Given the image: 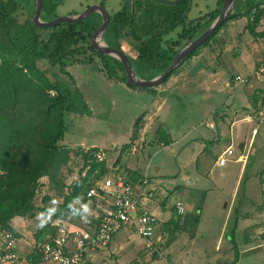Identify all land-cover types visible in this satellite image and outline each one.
Wrapping results in <instances>:
<instances>
[{"label":"rangeland","instance_id":"1","mask_svg":"<svg viewBox=\"0 0 264 264\" xmlns=\"http://www.w3.org/2000/svg\"><path fill=\"white\" fill-rule=\"evenodd\" d=\"M17 2L19 6L16 14L23 22L32 14L34 1L17 0ZM103 2L111 15L120 9L123 0H104ZM159 3L170 2L159 0ZM192 3V0H189L185 11L187 20L202 16L217 6V0L199 2V7H194ZM91 4H94V0H62L56 9L44 17L52 20L72 13L79 14ZM156 13L151 11L147 15L142 11L140 15L148 16L149 21L157 23L159 17ZM246 22L245 17L228 21L208 45L201 47L191 58L185 59L166 82L162 81L161 84L152 87L155 94L130 87L116 78L115 72H110L115 77L106 73L101 59L89 47L84 46L83 51L71 59L67 70L73 76L74 82L70 81V84L72 86L75 83L82 93L88 112L85 114L75 111L65 112V133L63 140L59 143L71 145V153L68 160L60 167V178L63 184L74 176H77L78 180L81 178L79 174L85 167H83L84 160L78 148L80 146L97 147L105 154V165L108 167L106 175L127 174L124 166L117 165L118 155L121 159L125 157L130 166L140 169L141 175L146 176L150 184L156 187L153 202H157V208L159 206L162 209L165 205L168 206L165 215L170 210L171 216H174V204L176 201H181L185 208L183 216L195 213L201 216L197 229L193 225V219L189 218L192 228L186 227L185 231L177 234L179 238L175 244L178 248L176 251L185 250L188 256H193V259L187 263H185L186 260L182 262L175 260L174 256L170 255L171 252L167 253L164 250L169 242L170 231L160 227L158 234L163 235V241L160 243L162 247L157 252L149 254L148 250L143 248L140 250V246L137 248L136 243L131 242L129 246H122L120 249L122 252L118 256L110 253L106 262L102 264H174L173 261H180L181 264H204L212 261V249L221 229L218 223L220 219L222 223L225 222L220 235L221 243L219 242L222 246L221 253H225L224 247L229 244L237 243V249L231 256H220L215 264H264V205L256 204L260 195L264 197L262 186L264 158H260L264 151V138L259 136L264 130L261 129L264 123L260 121L264 120V111L262 103H259L261 93H258L259 82H264V36H252L246 30ZM179 30L180 27L166 34L165 42L169 43L175 39ZM257 30L259 32L264 30V18L260 21ZM185 44L187 43L184 42ZM117 45L128 56L132 58L136 56L134 41L120 38L117 39ZM181 47L179 46V49ZM94 62L98 67L95 71L92 65L84 64ZM38 66L51 79L53 78L52 73L56 72V68L49 67L44 61H39ZM215 71L219 74L212 78L211 75ZM255 72H259L260 75L256 77ZM237 74L246 78V81L243 83L236 81L234 77ZM63 79L67 78L63 77ZM253 97H255L256 106L252 105ZM257 106L258 108L255 109ZM260 111L263 113H259ZM139 115L141 119L137 126L138 130L136 134H133L134 122ZM254 115L257 119L253 120L255 122L253 127L252 123L247 121L250 120L249 116ZM207 121H213L215 128L212 129L206 125ZM158 129H163L174 143L162 145L156 133ZM256 130L257 135H254ZM225 133L227 137L220 136ZM139 136L144 139L143 147L131 153L130 142ZM248 138V144H250V138H255L256 141L253 142L254 146L252 145L253 151L249 153V157L248 155L246 157L249 146L243 149L242 144ZM209 142H214L217 148L213 155L210 154L212 151L208 152L212 147ZM228 145H231L234 151L232 160L237 159L241 154L245 155V162L229 161L223 167L215 166L213 162L216 154L221 153ZM241 163H244L245 167L241 173L242 182L237 190L236 183H233ZM220 172L224 174L222 178H220ZM96 173L97 169L89 178L92 185L98 179L94 177ZM137 173L140 175L139 172ZM46 179L49 181L47 177ZM248 180H253L254 184L248 187ZM218 181L225 182V187L219 188ZM39 184L41 185L40 193L43 195L42 207L47 210L51 199L60 194L55 188H50V182V189L46 190L42 187L43 183ZM232 185L233 188H231ZM245 186L247 192H245ZM244 197H249L250 201L245 202ZM152 203L151 206H154ZM73 206L78 213L79 210L75 205ZM197 206L200 207L198 211ZM38 208L40 207H36L34 216L14 217L10 225L19 229L22 225L28 224L26 230H30L37 239L36 234L47 228L39 220ZM228 208L230 210L227 214ZM235 224H238L241 230H238ZM231 226L235 228L230 230ZM244 228L246 233L242 230ZM191 232L197 233L193 241L190 240ZM44 233L40 234L44 238L38 242L46 240ZM184 233L187 234L183 236ZM120 237L125 239L126 233L119 232L115 236V242H120ZM230 239L233 243H228ZM140 240L138 237V243ZM249 240L254 242L258 240L257 243L262 244L261 248L245 249ZM16 249L19 254L25 255L31 251L32 244L19 240L15 251ZM194 250L197 252L194 253ZM108 252L106 250L101 254ZM192 253L194 254L191 255ZM180 257L185 258L183 254ZM40 263L46 262L42 260Z\"/></svg>","mask_w":264,"mask_h":264},{"label":"trees","instance_id":"2","mask_svg":"<svg viewBox=\"0 0 264 264\" xmlns=\"http://www.w3.org/2000/svg\"><path fill=\"white\" fill-rule=\"evenodd\" d=\"M61 1L43 0L40 18L47 20L44 16L56 9ZM188 3L189 0H178L172 13L169 11L154 23L148 20V16L140 15L142 11L147 15L151 12L148 9L140 10L144 6L143 2L136 1L133 6L124 2L121 9L110 15L102 39L116 48H119L117 39L134 41L137 54L134 58L128 56L133 71L140 78L151 79L162 73L178 52L179 46H183L184 42L189 43L203 32L221 9V0H218L215 9L187 20L185 11ZM100 4L104 5V2ZM18 6L17 0H0V223L14 235L17 233L10 221L14 217L34 216L36 212L33 200L38 178L47 176L50 188L53 187L56 192L62 194L64 184L60 178V167L71 153L70 146L59 143L65 133V112H88L82 93L75 83L72 86L70 84V81L74 82L73 76L67 70L71 59L81 53L84 46L89 47L101 59L106 73L115 72L116 78L126 83L119 58L97 51L90 43L91 32L102 22L99 12H91L86 18L75 23H59L52 27L39 28L34 25L32 14L23 22L19 20L16 14ZM137 10L141 12L138 13ZM243 17L247 19L246 30L252 36H264V30L257 31L260 21L264 18V0H235L227 19L201 45L184 57L163 83L185 59L191 58L201 47L208 45L228 21ZM178 27L180 30L177 37L166 43L164 36ZM140 32L142 33L139 34ZM96 42L100 43V35L96 37ZM164 43L166 47L163 46ZM39 61L56 68L52 79L38 66ZM84 64L92 65L94 71L98 70L95 62ZM130 87L155 94L152 87ZM258 93L262 94L264 90L258 89ZM254 98L252 105L256 106ZM259 103L261 104V101ZM257 108L258 106L255 109ZM140 119L141 115L135 119L133 134L138 130ZM156 133L159 141L166 145L172 142L163 129H158ZM80 153L84 160L83 167L90 165V168L85 176L73 183L69 194L64 197L63 204L58 207L57 215L63 218L75 211L73 199H83L86 189L92 185L89 181L91 173L97 169L94 177L99 178L108 171L105 161L88 163L87 155ZM120 159L121 156L118 155L117 163ZM126 173L132 181L142 178L136 171L127 169ZM199 209L197 206L196 210ZM38 210L46 209L40 207ZM173 211L176 212L175 208ZM189 218H192L193 225H196L199 222V213L184 216L183 224H180L178 219L168 222L169 226L165 227L170 231L168 244L177 231L185 229ZM46 226L47 228L42 226L44 229L41 233H53V229L49 225ZM41 233L36 234L37 240L42 239ZM192 234L191 232L190 235ZM33 253L41 259L35 250Z\"/></svg>","mask_w":264,"mask_h":264},{"label":"built area","instance_id":"3","mask_svg":"<svg viewBox=\"0 0 264 264\" xmlns=\"http://www.w3.org/2000/svg\"><path fill=\"white\" fill-rule=\"evenodd\" d=\"M255 73L256 77L260 75L259 72ZM234 79L240 83L246 81V78L240 74H237ZM260 100L264 111V93L261 94ZM206 125L212 129L215 128L213 121H207ZM143 141L144 139L139 136L130 142L131 153L142 149ZM161 144L164 145L163 142ZM78 149L87 155L88 163L106 160L104 152L97 147L80 146ZM233 153L231 145H228L216 155L213 164L217 167L225 166L232 159ZM242 157L244 156L240 154L235 161L244 162ZM89 168L90 165H87L79 176H85ZM72 178L73 180L64 182L62 194L51 199L47 206L49 208L45 211L40 210L38 213L41 223L53 229V233H46L45 241L34 240L32 246V250L40 254L43 261L53 264H93L87 259V254L106 251L114 235L127 228L143 241V248L148 250L149 254L157 252L163 241V235L158 234V230L164 221L151 208L150 203L153 201L156 187L150 184L146 176L132 181L128 174H104L86 189L83 199H73L72 204L81 215L74 211L63 218L57 215V210L62 205L64 197L69 194L73 181L78 180L77 176ZM40 182L43 183L42 187L45 190L49 188L46 177L38 178L33 200L35 207L44 205L43 195L40 193ZM45 193L47 194L46 191ZM174 208L179 221L182 222L185 213L184 205L181 201H176ZM85 221L88 223H84ZM0 240V264H10L17 259L15 247L18 238L0 223Z\"/></svg>","mask_w":264,"mask_h":264},{"label":"crops","instance_id":"4","mask_svg":"<svg viewBox=\"0 0 264 264\" xmlns=\"http://www.w3.org/2000/svg\"><path fill=\"white\" fill-rule=\"evenodd\" d=\"M34 1V0H33ZM104 0H94V4H100V2H103ZM119 1V0H118ZM120 1H122V0H120ZM136 1H141V2H143L144 3V6L140 9L141 11L142 10H146V9H148V10H150V11H156L157 13H156V15L158 16V17H163L166 13H168L169 11H172V9H173V7H174V5L176 4V2L178 1V0H162V1H169L170 3H163V4H160L159 3V0H123V2H122V5H121V7L123 6V4H124V2H126L128 5H131V6H133V3L134 2H136ZM202 1H206V0H192V4L194 5V7H199L200 6V3L199 2H202ZM218 1V0H217ZM153 2H156L157 4H154ZM201 6H203V5H201ZM121 7H120V9H121ZM160 9H162L161 11H157V10H160ZM138 11V10H137ZM141 11H138V13H140ZM71 15H75L74 13H72ZM258 31V30H257ZM263 61H264V59H263ZM260 63H261V61H260ZM261 68H263V67H261ZM261 70H263V69H261ZM213 71V70H212ZM216 74H219L218 73V71L216 72H214V73H212V78H214L215 76H216ZM263 78H264V76H263ZM259 84H260V88L259 89H261V90H264V82H259ZM261 95V94H260ZM249 118H250V120H248L247 122H251L252 123V125H253V127H254V124H255V122L253 121L254 119H257L256 118V116L254 115V116H249ZM260 120V119H259ZM261 121V123H264V120H260ZM260 128V127H259ZM259 128H257V130L259 129ZM144 129V128H143ZM261 129H264V124H262L261 125ZM253 130H255V128H253ZM257 130H256V132L254 133V135H257ZM142 132V131H141ZM227 134L225 133V134H223V135H221L220 134V136L221 137H224V136H226ZM235 136H236V134H235ZM259 136H262L263 138H264V130H263V132L262 133H260V135ZM227 137V136H226ZM262 138V139H263ZM248 140H249V138L245 141V143L244 144H242V146H243V149H246L247 148V146H249V149H248V154H246V157H247V155H248V157H249V153H251L252 151H253V146H254V144H253V142L254 141H256L255 140V138H250V144H248ZM247 142V143H246ZM174 143V141H172L170 144H173ZM214 143V142H213ZM212 142H209V144H211L212 145V147H211V149H210V151L208 150V152H211L210 154L211 155H213V153L215 152V151H217V148H216V146L213 144ZM240 143H242V142H240ZM253 145V146H252ZM67 146H71V145H67ZM217 155V154H216ZM245 156V155H244ZM260 158H264V151L262 152V156L260 157ZM242 160H244V157H242ZM230 161H233V162H235V163H239L238 161H235V159H231ZM245 162V161H244ZM117 165H122V166H124V168H126V169H129V170H132V171H136V172H139L140 173V175H141V170L140 169H138V168H135V167H133V166H130L128 163H127V161H126V158L124 157L123 159H120V161H119V163L117 164ZM214 167V166H213ZM245 167V164L243 163V164H241V167L239 168V171H238V174L236 175V177H235V179H234V183L233 184H235L236 183V185H237V190H238V188H239V186H240V184H241V182H242V179L240 180V178H241V173H242V171H243V168ZM146 175V174H145ZM220 178H222L223 176H224V174L222 173V172H220ZM142 176V175H141ZM45 177V176H44ZM72 180H73V178H71ZM70 180V179H69ZM244 180V179H243ZM65 182V181H64ZM75 181H73V183H74ZM247 184H248V187H249V185H251V184H254V181L253 180H248L247 181ZM217 186L219 187V188H221V187H225V182H222V181H218V183H217ZM263 186V188H264V184L262 185ZM252 187H253V185H252ZM231 188H233V185L231 186ZM254 188V187H253ZM245 192H247V188H246V186H245ZM262 194V193H261ZM259 199V201L258 200H256V204H261V205H264V197L262 196V195H260V197L258 198ZM244 201L245 202H249L250 201V198L249 197H244ZM153 202V201H152ZM154 206H151V208H152V210L157 214V216L161 219V220H163L164 222H162V225L160 226V227H162V228H164V227H168L169 226V221L171 220V219H178V215H177V213L175 212L174 213V216H171V212H170V210L168 211V214H166L165 215V213L167 212V207L168 206H164V208H160L159 206H158V208H157V202L156 201H154L153 203H152ZM150 205H151V203H150ZM262 207V206H261ZM203 209V208H202ZM229 208L227 209V211H226V213L228 214V212H229ZM78 213L80 214V211H78ZM173 213V212H172ZM81 215V214H80ZM217 215V214H216ZM224 216H225V214H224ZM73 217H75V218H79V216H75V215H73ZM184 218V217H183ZM201 218V216H199V222H198V224H196L195 226V228L197 229V227H198V225L200 224V219ZM72 220L74 221V219L72 218ZM185 219H183V221H184ZM233 220L235 221V218H233ZM79 221V220H78ZM178 221H179V219H178ZM180 222L179 221V223L180 224H183L184 222ZM219 222V227L221 226V229H220V232H219V235H218V239H217V242L214 244V247H213V252H212V256H213V258H212V261H207L206 263H204V264H207V263H212V264H215L216 263V261H217V259H219L220 258V256H222V257H226V256H231L232 255V253H233V251L235 250V249H237V243H233V241H232V239H230V240H228V243L230 242V243H233V244H229L228 246H225L224 248H226V250H225V253L223 254V252L221 253V250H220V247H222L221 245H219V242H220V240H221V236L220 235H222L221 234V232H223V227H224V224H225V222L224 223H222V220L220 219V220H218ZM224 221V220H223ZM228 225V224H227ZM232 225V224H231ZM26 226H28V224L26 225ZM26 226L25 225H22L19 229H16L14 226V229H15V231H16V233H17V238H18V240L17 241H23V242H25V243H29V244H32V246H33V243H34V240L35 241H38L37 239H35V237L33 236V233L30 231V230H26ZM189 226V227H188ZM192 223L190 222V220H189V222H187V224H186V226H185V229H182L181 231H179V232H176L175 233V235H174V238L172 239V241L167 245V247L164 249L167 253H170V255L171 256H174V258H175V260H180L181 262H182V260H186L185 261V263H187V261H190L191 259H193V256H188V253H187V251H185V250H182V251H176V250H178V248H177V245H175L178 241H177V239L179 238L178 236L179 235H177L178 233L180 234V233H182L183 231H185L186 230V227L188 228V229H190V228H192ZM236 227H237V229L238 230H241L240 228H239V226H238V224L236 225ZM235 228V227H234ZM232 226L230 227V230L232 229H234ZM242 230H244L245 231V233H246V229L244 228V229H242ZM38 231V230H37ZM119 232H124V233H126V237H125V239H123V238H121V241L120 242H115V236L119 233ZM230 232V231H229ZM193 234H192V236H191V238H190V240L191 241H193V240H195L196 239V235H197V233H195V232H192ZM249 233V232H248ZM247 233V234H248ZM185 234H187V233H184V234H182L183 236L185 235ZM45 235H46V233H45ZM44 235V236H45ZM165 235H166V237H167V234L165 233ZM190 236V235H189ZM42 238H44V237H42ZM189 238H188V242H189ZM258 241V240H257ZM257 241L256 242H254V240H249V242H251V243H249V242H247V247L245 248V249H247V250H254V248H257V249H259V248H261V243H257ZM131 242H134V243H136V247L138 248L139 246H140V250H143L144 248H143V241L142 240H140L139 241V243H138V237L135 235V233L134 232H132V231H130L128 228L127 229H123V230H120V231H118L115 235H114V237H113V240H112V242H111V244H110V246L108 247V253H105V254H101V253H88L87 254V259H89L90 261H91V263H93L94 262V264H102L103 262H106V259H107V256L111 253V255L112 254H115L116 256H118L122 251L120 250L121 248H122V246H124V245H127V246H129L130 245V243ZM221 243V242H220ZM249 243V244H248ZM257 243V244H256ZM175 245V246H174ZM16 246H17V244H16ZM162 247V246H161ZM143 248V249H142ZM197 251L196 250H194V253H196ZM260 252H261V250H260ZM16 253H17V259L15 260V261H13L12 263H10V264H41L40 262H42V260L41 259H39L38 258V256L37 255H35L34 253H33V250L31 249V251H29L28 253H26L25 255H21V254H19V252H18V250L16 249ZM194 253H192L191 255H193ZM184 255L185 256V258H181L180 257V255ZM261 254H263V253H261ZM261 254H258V255H261ZM111 257V256H110ZM236 257V256H235ZM118 260V259H117ZM180 261H173L174 262V264H176L177 262H178V264H181V262ZM45 264H47V262L45 263ZM49 264H53V263H49ZM224 264V263H223Z\"/></svg>","mask_w":264,"mask_h":264},{"label":"water","instance_id":"5","mask_svg":"<svg viewBox=\"0 0 264 264\" xmlns=\"http://www.w3.org/2000/svg\"><path fill=\"white\" fill-rule=\"evenodd\" d=\"M42 2L43 0H34V7L31 16L34 25L39 28L52 27L59 23H75L86 18L91 12H99L102 16V22L94 31L91 32L89 36V40L92 46L99 52L109 53L119 58L122 64L123 72L125 74L127 85L139 87H154L161 84L162 81L172 72V70L184 59V57L191 53L197 46L201 45L219 27V25L225 19H227L231 9L234 6L235 0H221L220 12L218 16L212 21V23L189 43L181 47L174 55L167 68L162 73L151 79H144L135 75L132 64L128 58V54L123 49L110 46L104 41H102V43L96 42V37L99 35H101L102 37L103 32L110 21V14L104 5L91 4L79 14L56 17L52 20H42L39 15L42 7Z\"/></svg>","mask_w":264,"mask_h":264},{"label":"bare ground","instance_id":"6","mask_svg":"<svg viewBox=\"0 0 264 264\" xmlns=\"http://www.w3.org/2000/svg\"><path fill=\"white\" fill-rule=\"evenodd\" d=\"M100 43H102V38H101V35H100Z\"/></svg>","mask_w":264,"mask_h":264},{"label":"clouds","instance_id":"7","mask_svg":"<svg viewBox=\"0 0 264 264\" xmlns=\"http://www.w3.org/2000/svg\"><path fill=\"white\" fill-rule=\"evenodd\" d=\"M42 177V176H41ZM45 177H47V176H45ZM48 178V177H47Z\"/></svg>","mask_w":264,"mask_h":264}]
</instances>
